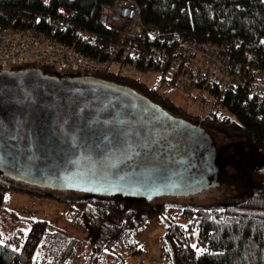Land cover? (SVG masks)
Segmentation results:
<instances>
[{
	"label": "trees",
	"instance_id": "trees-1",
	"mask_svg": "<svg viewBox=\"0 0 264 264\" xmlns=\"http://www.w3.org/2000/svg\"><path fill=\"white\" fill-rule=\"evenodd\" d=\"M115 1L0 0V30L25 28L37 22L40 29L48 30L51 38L93 54L95 50L91 49L87 38L81 37V32L97 36L102 44L118 40L119 33L100 20L103 5ZM134 1L140 5L145 24L154 26L161 36L178 35L200 45L240 38L239 50V45H233L239 59L248 53L260 58L264 56V0ZM62 7L76 11V17L61 21L58 10ZM158 43L157 39L146 36L131 42L141 51V74L150 71L151 46ZM168 63L162 66L158 75L162 83L175 85L176 79L167 73ZM44 72L61 76L47 68ZM72 76L80 77L79 74ZM85 77L125 86L172 112L182 111L186 115V111L139 76L109 70ZM225 99L229 101L228 112L214 103L205 117L234 137L226 148L222 146V152L234 148V160L238 156L253 158L254 165L248 167L253 179L250 197L235 206L191 204L169 207V212L180 210L177 214L188 221L178 222L166 216L169 223L162 244L169 264H264V108L259 106L256 98L250 99L243 88L231 92ZM15 188L0 181V209H3L6 193ZM77 204L85 211L84 225L93 232L90 241L97 253L106 248L124 247L127 243L135 248L133 231L148 218L164 213L162 206L146 209L141 199L126 196H92ZM48 225L47 220H32L28 233L20 231L4 240L0 236V264H35L34 256ZM142 250L138 247L132 253Z\"/></svg>",
	"mask_w": 264,
	"mask_h": 264
},
{
	"label": "water",
	"instance_id": "water-1",
	"mask_svg": "<svg viewBox=\"0 0 264 264\" xmlns=\"http://www.w3.org/2000/svg\"><path fill=\"white\" fill-rule=\"evenodd\" d=\"M138 94L36 67L0 70V167L19 179L25 168L69 178L125 159L150 137Z\"/></svg>",
	"mask_w": 264,
	"mask_h": 264
},
{
	"label": "rangeland",
	"instance_id": "rangeland-1",
	"mask_svg": "<svg viewBox=\"0 0 264 264\" xmlns=\"http://www.w3.org/2000/svg\"><path fill=\"white\" fill-rule=\"evenodd\" d=\"M150 29L155 31L152 25ZM139 78L150 87H156L161 94L186 111V115L182 111L177 112L178 115L200 124L205 131L211 133L212 141L220 151L222 146L226 148L227 144L234 141V137L223 127L205 117L212 110L215 101L205 97L199 90L183 91L176 84L162 83L156 72L140 74ZM233 152L234 148H227L222 152L225 166L219 178L211 184L202 183L199 188L191 191L190 188L174 187L172 191L153 196L151 200L144 202L146 209L162 206L164 213L159 217L148 218L133 231L135 248L127 243V246L106 248L99 253L90 241L93 232L84 225L85 211L82 205L77 204L90 199L89 196L72 188L44 187L24 182L0 167V181L16 187L6 193L3 209H0V236L4 240L20 231L28 233L31 221L41 219L48 221L49 228L34 256L35 264H169L170 261L163 254L162 244V237L169 223L166 216H171L178 222H188L177 214L180 210L169 212V207L191 204L235 206L250 197L253 179L248 167L254 165V160L248 154V157L238 156L234 160ZM178 155L176 165L181 164L182 168L190 169L191 160L195 157L191 151L180 148ZM138 247L143 250L132 253Z\"/></svg>",
	"mask_w": 264,
	"mask_h": 264
},
{
	"label": "built area",
	"instance_id": "built-area-1",
	"mask_svg": "<svg viewBox=\"0 0 264 264\" xmlns=\"http://www.w3.org/2000/svg\"><path fill=\"white\" fill-rule=\"evenodd\" d=\"M58 14L61 21L77 15L76 11L65 7L60 8ZM100 16L104 25L119 33V38L102 44L97 36L81 32V37L87 38L91 49L95 50L93 54L51 38L48 30L40 29L37 22L25 28L0 30V70L36 67L51 69L61 76L79 74L85 77L115 67L116 72L139 76L141 51L131 42L146 36L159 41L151 46V72L161 73L162 66L169 61L167 73L176 79V85L183 91L199 90L228 112L226 96L243 88L248 97L256 98L264 108V56L248 53L239 59L233 45L242 44L240 38L200 45L178 35L161 36L145 24L140 5L134 0L106 3Z\"/></svg>",
	"mask_w": 264,
	"mask_h": 264
},
{
	"label": "flooded vegetation",
	"instance_id": "flooded-vegetation-1",
	"mask_svg": "<svg viewBox=\"0 0 264 264\" xmlns=\"http://www.w3.org/2000/svg\"><path fill=\"white\" fill-rule=\"evenodd\" d=\"M137 98L149 124L150 137L133 154L125 159L103 160L96 164L95 172L78 177H41L25 168L21 170L23 181L72 188L89 197L126 196L147 202L174 187L191 191L217 180L225 166L221 164L224 154L215 147L211 133L144 95L138 94ZM180 148L195 156L190 169L176 165Z\"/></svg>",
	"mask_w": 264,
	"mask_h": 264
},
{
	"label": "bare ground",
	"instance_id": "bare-ground-1",
	"mask_svg": "<svg viewBox=\"0 0 264 264\" xmlns=\"http://www.w3.org/2000/svg\"><path fill=\"white\" fill-rule=\"evenodd\" d=\"M233 39V38H232ZM231 41V40H230ZM156 42V41H155ZM212 43V42H211ZM152 58V57H151ZM153 61V60H152ZM146 62V61H145ZM169 62V61H168ZM151 66V65H150ZM251 99V98H250ZM249 100V99H248ZM218 150V149H217Z\"/></svg>",
	"mask_w": 264,
	"mask_h": 264
}]
</instances>
